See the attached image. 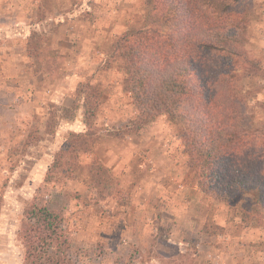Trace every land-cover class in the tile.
<instances>
[{
  "label": "rangeland",
  "instance_id": "1",
  "mask_svg": "<svg viewBox=\"0 0 264 264\" xmlns=\"http://www.w3.org/2000/svg\"><path fill=\"white\" fill-rule=\"evenodd\" d=\"M166 3L0 0V82L6 87V76L14 78L9 103L21 113L18 121L11 111L0 114V264H24L22 220L33 203L60 213L73 264H264V210L253 192L238 190L221 202L201 189L185 151L181 106L175 116L163 113L125 133L138 110L114 43L152 28L150 43L169 47L172 23L183 29L189 20ZM235 6L223 24L239 22L243 39L229 44L237 56L229 67L252 125L248 147L261 153L264 0ZM35 32L42 39L33 42ZM247 58L260 60L263 72L251 71ZM82 83L101 91L90 125ZM79 133L91 150L81 145L57 165L62 147Z\"/></svg>",
  "mask_w": 264,
  "mask_h": 264
},
{
  "label": "trees",
  "instance_id": "2",
  "mask_svg": "<svg viewBox=\"0 0 264 264\" xmlns=\"http://www.w3.org/2000/svg\"><path fill=\"white\" fill-rule=\"evenodd\" d=\"M149 1L156 4V0ZM238 1L167 0L166 5L177 16L189 20L183 29L178 28V21L172 23L170 46L150 43L156 29H139L116 39L113 56L124 63L126 89L138 110L137 117L125 126V133L140 131L163 113L175 116L181 106V116L188 124L184 133L185 151L190 167L197 168L201 189L221 202L230 201L238 190L253 192L261 212L264 152L248 147L252 125L245 123L243 101L234 90L230 63L236 62L237 56L228 49L229 44H240L243 31L238 27L239 22L223 24L231 19ZM33 39L36 42L42 38L35 32ZM145 50L149 53L147 57ZM250 63L251 71L263 72L260 60ZM79 91L84 94L85 119L90 125L101 91L96 85L83 83ZM68 115L73 112L70 110ZM87 143L86 133L74 134L60 150L57 165L64 154L81 145L85 146L83 150H91ZM96 170L106 172L102 165ZM61 225L60 213L46 206L33 203L25 209L21 227L24 264H73Z\"/></svg>",
  "mask_w": 264,
  "mask_h": 264
},
{
  "label": "crops",
  "instance_id": "3",
  "mask_svg": "<svg viewBox=\"0 0 264 264\" xmlns=\"http://www.w3.org/2000/svg\"><path fill=\"white\" fill-rule=\"evenodd\" d=\"M6 77H7V81H6L7 86L6 87L4 86L3 83L0 82V114L6 113V115H7L8 113L12 112L11 114H13V118H16V120L18 121V116H20L21 113H20V111L18 112V110L11 108V105L9 103V95L11 93L9 91H10L11 87H9L8 81L10 84L11 83L14 84L15 81H14V78L10 79V78H8V76H6ZM7 108H9V111Z\"/></svg>",
  "mask_w": 264,
  "mask_h": 264
}]
</instances>
